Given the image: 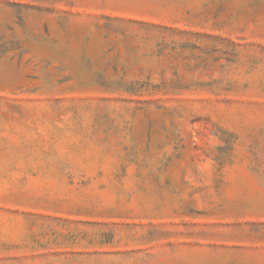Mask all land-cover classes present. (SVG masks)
Returning <instances> with one entry per match:
<instances>
[{"label":"rangeland","instance_id":"374dc122","mask_svg":"<svg viewBox=\"0 0 264 264\" xmlns=\"http://www.w3.org/2000/svg\"><path fill=\"white\" fill-rule=\"evenodd\" d=\"M0 264H264V0H0Z\"/></svg>","mask_w":264,"mask_h":264}]
</instances>
